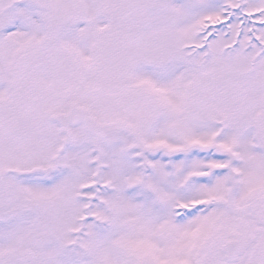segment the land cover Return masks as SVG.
Listing matches in <instances>:
<instances>
[{
	"label": "snow or ice",
	"instance_id": "1",
	"mask_svg": "<svg viewBox=\"0 0 264 264\" xmlns=\"http://www.w3.org/2000/svg\"><path fill=\"white\" fill-rule=\"evenodd\" d=\"M0 264H264V0H0Z\"/></svg>",
	"mask_w": 264,
	"mask_h": 264
}]
</instances>
